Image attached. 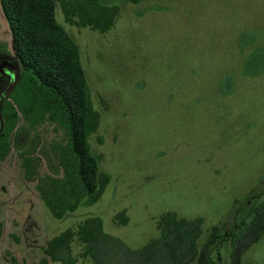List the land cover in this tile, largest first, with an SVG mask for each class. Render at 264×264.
I'll return each mask as SVG.
<instances>
[{
    "label": "rangeland",
    "instance_id": "1",
    "mask_svg": "<svg viewBox=\"0 0 264 264\" xmlns=\"http://www.w3.org/2000/svg\"><path fill=\"white\" fill-rule=\"evenodd\" d=\"M117 6L104 32L67 22L59 4L54 19L79 45L98 112L87 141L110 180L93 204L58 217L44 206L36 180L24 178L12 148L0 161V264H10L7 249L18 263L35 264L49 237L76 229L87 216H100L105 232L135 248L159 234L161 213L201 215L200 246L213 224L225 231L264 197V70H244L251 55L264 51V0H119ZM0 42L8 49L2 63L15 53L1 7ZM47 43L53 52L69 46L58 29ZM63 136L62 127L45 124L39 175H61L51 143ZM248 195L254 198L245 202ZM122 208L126 221L117 214ZM71 245L75 264H91L76 236ZM225 245L218 264L229 263ZM241 264H264V233Z\"/></svg>",
    "mask_w": 264,
    "mask_h": 264
},
{
    "label": "trees",
    "instance_id": "2",
    "mask_svg": "<svg viewBox=\"0 0 264 264\" xmlns=\"http://www.w3.org/2000/svg\"><path fill=\"white\" fill-rule=\"evenodd\" d=\"M2 2L8 6L7 20L10 18L13 24L23 23V28L11 31L13 47L14 41L18 39L24 40V47L26 42L32 40H44L45 43L57 29L61 37L69 42V46L64 49L60 45L56 46V49H62L60 52L55 50L53 61L57 62L56 65L53 61H46L45 56L39 58L42 59L44 73L36 68L41 66L39 59L33 62L35 65L24 64L9 94L11 99H5L1 106L4 126L0 130V157L9 149V133L19 119V112L30 127L48 120L64 128L68 136L67 144L57 150V159L63 171L61 175H47L38 185L48 207L54 215L61 216L67 210H74L79 203L95 202L110 180V174L99 169L100 156L92 153L87 141L89 134L96 129L98 112L90 100L77 46L57 27L51 0ZM61 3L68 20L87 24L101 32L111 28L118 13L116 3L101 0H62ZM11 8L15 14H12ZM74 12L78 19L73 18ZM38 47L33 46L37 51L43 49ZM36 160L25 157L27 176L31 175ZM248 199L252 197H246L245 202ZM252 204L245 206L243 215L239 219L234 217L233 223L225 231H219L217 224L212 225L200 246L197 239L202 231V216H177L174 211L167 210L158 218L159 234L139 247L132 248L105 232L100 216H87L78 223L76 230L66 228L51 237L47 250L52 259L74 264L70 241L76 233L83 243L82 253L91 257V264H104L118 250L122 254L114 264H218L217 260L223 258L220 247L226 242L230 245L228 264H240L242 251L264 233V197ZM124 211L122 208L117 213L120 221L127 219ZM212 248L216 253L214 256L211 254Z\"/></svg>",
    "mask_w": 264,
    "mask_h": 264
},
{
    "label": "flooded vegetation",
    "instance_id": "3",
    "mask_svg": "<svg viewBox=\"0 0 264 264\" xmlns=\"http://www.w3.org/2000/svg\"><path fill=\"white\" fill-rule=\"evenodd\" d=\"M101 1H106V2H109V3H116V5H117V1H119V0H101ZM61 2H62V0H51V2H50V4L52 5V9L51 10H52L53 19H55L56 5L59 4V7H60V9L62 11V14H63V18L67 22H69L71 24H75L77 26H85V25H87V24H81V23L72 22V21L68 20L66 18V16H65V13H64L63 9H62V5H61L62 3ZM0 7H1L3 13H4L5 19L7 20V16H6V15H8V12H7L8 11V6H7V4L6 3L3 4L2 0H0ZM72 16H73V18L78 19V16L76 15V12H74ZM10 21H11L10 18H8L7 24H8V28H9V31H10V35H11V38H12L13 35H12V32L11 31L18 30V28H23V23L17 22V24H13ZM56 25H57V27L59 29H61L62 31H64V33L67 34L73 40V42L76 44L77 49H78V59H79V62H81L79 45L77 44L76 40L68 33V31L63 27V25H61L60 23H57ZM87 26H89V25H87ZM57 27H55V28H57ZM23 42H24V40H21V39L19 40L18 39L17 41H14V47H13L14 48V53H15L14 59L16 61V64L18 66V69H19V75L23 71L24 64H26V63H33L36 60L38 61L39 58H44V56L47 57V58H49V55L50 56H54L53 53L55 51L53 52V48L50 46L49 43H47V41L44 43V40H32L31 42H26V47H24ZM34 45H36V47H38V46L39 47H42L43 49L40 50V51H37L36 49L33 48ZM7 53H8L7 46L3 42L2 43L0 42V63L2 61L3 56H6ZM39 60H40L41 66H36V68L39 71L41 70V73H44L45 71L42 69L43 68L42 59H39ZM33 64L35 65L36 63H33ZM84 72H85V70H84ZM3 78H5V76L0 71V87L4 84ZM7 98L11 99L9 95L6 98H4L2 100V102H1L0 109H1V106H2L3 102ZM1 115H2V112H1ZM2 120H3V117H2ZM46 123H50L53 126L54 129L57 128V127H61L55 121H48V120H44V121H41L40 123H37L35 127H30L28 125V123L24 120V118L22 117V114L19 112V119H18V121L16 122V124L14 125V127L11 129V131L9 133V149H8L7 152L4 153V155L2 157H0V161H1L2 159H4L7 156V154L11 151V149L14 148L16 150V154L20 158V163H21V166L23 168V176H24V178H26L27 180H33V179H35L36 180V186H37V188H38V185H39L40 180L43 179L42 181H44V179L47 178V175H49V173H46L44 175H39V173H38V166H39V163H40L41 159L43 158V154H44V151H45V149H44V142L42 140V129L44 128V126H45ZM3 126H4V121H3ZM63 135L64 136H63V138H62L61 141L60 140H54L51 143V152H52L53 158H56V160H57L56 165H57L58 168L61 169V171H63V169H62V165L59 163V161L57 159V150H60L61 149V145H63L62 147H64L67 144V138H68V136L64 133V128H63ZM28 148H31V150H29ZM25 157L37 158V160L34 162L33 170H32V173H31L30 176H27L26 175V167H25V164H24ZM45 159H46L48 165L49 166H52L51 165V159L48 156H46V155H45ZM57 173L58 172L52 171L50 173V175H56ZM38 190H39V188H38ZM39 195L42 198V196L40 194V190H39ZM251 196L252 195H248V197H250V198H251ZM252 198H254V197H252ZM42 200L44 201L43 202L44 203V206L47 209H49L50 212L54 215V213L51 211L50 207H48V205L45 202V200L43 198H42ZM93 203H91V204H93ZM237 203H238V200L235 199L234 200L235 206L233 207L235 213H237V210L239 209V208H237L239 206V204H237ZM79 204H84V203H79ZM84 205H90V204H84ZM246 207H248V206H246ZM245 210H246V208H245ZM69 211H73V210H67L66 212H69ZM61 216H58V217H61ZM3 228H4V222H3V220L0 217V235L2 234ZM67 228H71V227H67ZM71 229H73V228H71ZM73 230H76V229H73ZM55 235H57V234H55ZM53 236H51V237H53ZM75 236H76V233L73 235V238ZM260 236L258 238H260ZM51 237H49L47 239V241H46V245L44 247L45 255L42 256L35 264H54L52 261L59 260V259H52L51 256H50V254H49V252H48V250H47L48 241H49V239ZM72 239H71V241H72ZM257 239L255 241H257ZM255 241H253L251 244H253ZM225 243L226 242L223 243V245H222V247H220V249L226 247ZM71 247H72V245H71ZM248 247H246L245 249H247ZM245 249L241 253L240 264L242 263V254L245 251ZM82 250H83V243H82ZM82 250H81V254L83 256H89L87 254L84 255L82 253ZM7 253L10 256V264H21V263H18L17 262L16 257L8 249L6 250V254ZM214 254H216L215 253V250H214ZM63 264H64V262H63ZM74 264H75V262H74Z\"/></svg>",
    "mask_w": 264,
    "mask_h": 264
},
{
    "label": "water",
    "instance_id": "4",
    "mask_svg": "<svg viewBox=\"0 0 264 264\" xmlns=\"http://www.w3.org/2000/svg\"><path fill=\"white\" fill-rule=\"evenodd\" d=\"M13 46V42H12ZM8 60H3L0 64V71L5 76V82L0 87V105L4 98H6L9 93L13 90L18 77L19 69L14 59V55H11ZM244 70L247 73H259L264 70V51H259L251 55L244 63ZM3 126V120L0 109V130Z\"/></svg>",
    "mask_w": 264,
    "mask_h": 264
}]
</instances>
